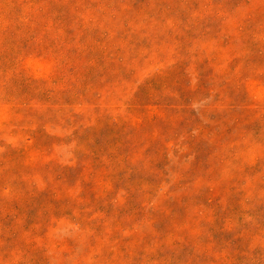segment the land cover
Here are the masks:
<instances>
[{"label":"rangeland","instance_id":"1","mask_svg":"<svg viewBox=\"0 0 264 264\" xmlns=\"http://www.w3.org/2000/svg\"><path fill=\"white\" fill-rule=\"evenodd\" d=\"M0 264H264V0H0Z\"/></svg>","mask_w":264,"mask_h":264},{"label":"trees","instance_id":"2","mask_svg":"<svg viewBox=\"0 0 264 264\" xmlns=\"http://www.w3.org/2000/svg\"><path fill=\"white\" fill-rule=\"evenodd\" d=\"M6 189H7V188H6ZM7 191H9V190L7 189ZM18 207H19V206H18ZM18 207H15V209H14V211H16V213L14 214V217H15V218H17V219H22V218H28V219H31V217H30L29 214H27V213L24 212V211H21V209H18ZM19 208H20V207H19ZM32 224H34L33 227L36 226V222H34V223L30 222L29 225H32ZM33 227H30V226L27 225L25 231H27L28 233H30V231H31L32 229H34ZM29 229H30V230H29Z\"/></svg>","mask_w":264,"mask_h":264}]
</instances>
